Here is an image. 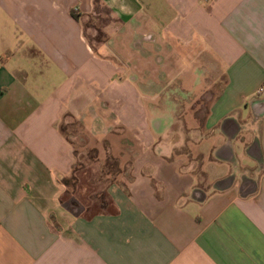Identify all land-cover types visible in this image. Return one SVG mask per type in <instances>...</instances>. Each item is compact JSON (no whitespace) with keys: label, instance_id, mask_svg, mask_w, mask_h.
I'll return each instance as SVG.
<instances>
[{"label":"crops","instance_id":"1","mask_svg":"<svg viewBox=\"0 0 264 264\" xmlns=\"http://www.w3.org/2000/svg\"><path fill=\"white\" fill-rule=\"evenodd\" d=\"M0 264H264V0H0Z\"/></svg>","mask_w":264,"mask_h":264},{"label":"rangeland","instance_id":"2","mask_svg":"<svg viewBox=\"0 0 264 264\" xmlns=\"http://www.w3.org/2000/svg\"><path fill=\"white\" fill-rule=\"evenodd\" d=\"M95 7H96V13L91 14L89 18H87L83 22L85 38L87 39L88 42H90L93 45L97 43L96 42L97 40L105 39L104 29L107 25H110L113 22L111 17L109 16L108 10L104 6H102L98 1H96ZM207 103L209 104L210 101H208ZM187 107H189V105H187L186 102H184L182 108H187ZM203 107H206V105L203 106V104L200 102V104L198 105L200 111L198 113L201 114L200 115L201 120L204 117V113H201ZM184 152L187 153L186 150ZM192 156L193 158L197 159L199 158L200 155L194 153Z\"/></svg>","mask_w":264,"mask_h":264},{"label":"trees","instance_id":"3","mask_svg":"<svg viewBox=\"0 0 264 264\" xmlns=\"http://www.w3.org/2000/svg\"><path fill=\"white\" fill-rule=\"evenodd\" d=\"M71 13H72V16H73L76 20L79 19V16L76 14V11H72Z\"/></svg>","mask_w":264,"mask_h":264}]
</instances>
